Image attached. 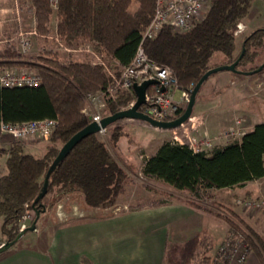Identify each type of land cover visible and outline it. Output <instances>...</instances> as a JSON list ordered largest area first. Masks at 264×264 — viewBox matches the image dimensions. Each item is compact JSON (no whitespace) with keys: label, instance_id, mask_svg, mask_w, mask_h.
<instances>
[{"label":"trees","instance_id":"16d2710c","mask_svg":"<svg viewBox=\"0 0 264 264\" xmlns=\"http://www.w3.org/2000/svg\"><path fill=\"white\" fill-rule=\"evenodd\" d=\"M156 2L58 0V8L54 10L50 0H31L30 8L41 34L50 33V22L56 11L58 37L68 44L89 43L98 54L116 60L118 66L124 68L138 51L143 32L154 16ZM254 2L210 0L201 22L185 32L165 27L155 38L144 40V51L152 63L170 67L179 88L185 90H192L209 69L234 62L243 47L246 50L237 67L244 71L254 70L258 67L259 49L264 48V27L240 39L235 35L238 23L249 16ZM133 5L136 6L134 10ZM218 53L221 61L215 60ZM12 65L37 67L42 83L15 87H4L0 83V124L56 118L58 126L51 139L62 145L91 122L83 111L88 95L106 91L113 84V77L105 67L94 61H64L50 51L49 55L34 62L26 59L12 44H7L0 51V66ZM135 98L133 89L118 91L107 98V112L120 111ZM182 111V108L178 110V116ZM119 128L115 126L112 130L114 145L125 135ZM62 145L49 144L41 157L26 152L21 142L13 143L8 149L0 147V155H8L6 171L0 175L2 233L9 237L8 240H13L20 232V221L28 209L37 212L47 207L45 198L49 194L58 200L77 192L87 206L105 208L113 205L123 192L127 173L107 143L95 133L82 139L66 154L50 173L47 193L33 205ZM143 173L188 192L190 204L213 211L209 205L217 204L211 201V189L242 186L264 177V122L210 151H195L188 144L166 140L145 159ZM165 203L166 200H161L147 206ZM142 207L145 205L132 209ZM228 221L240 230L239 223L231 218ZM246 237L251 239L249 233ZM190 246L194 250L190 257L196 258L193 264H208L211 236L204 234L196 245ZM258 256L264 264L263 253L259 252Z\"/></svg>","mask_w":264,"mask_h":264},{"label":"crops","instance_id":"0c3cea01","mask_svg":"<svg viewBox=\"0 0 264 264\" xmlns=\"http://www.w3.org/2000/svg\"><path fill=\"white\" fill-rule=\"evenodd\" d=\"M255 76L257 74L221 71L210 76L203 84L194 113L203 121L199 134L214 138V147L229 141L223 136L227 128L226 115L238 110V102L244 99L245 92L251 90V81ZM241 112L248 115L247 122L242 123L246 132L264 122V117L258 116L257 112ZM148 126L154 128L150 131V140L147 139L154 143L155 150L151 153L154 154L164 141L172 140L166 132H172L173 129H162L151 124ZM146 137L144 135V139ZM136 138L138 140L135 139V144H140L142 137ZM49 144L48 139H29L23 142L25 151L36 157L43 156ZM7 156L3 155L5 162ZM210 192L212 200L225 206L226 199L239 193L263 196L264 177L242 186L211 189ZM83 210L91 214L80 215L59 226H53L50 233H44L42 238L37 234L34 240H24V234L14 245L3 251L4 254L1 253L0 264H170L169 251L172 245L174 255L178 257L184 250L182 246L196 245L204 234L211 236V239L220 236L221 243L229 235L226 225L210 226L208 220L212 211L181 200L114 214L100 213V208L86 204ZM245 264L262 262L251 249Z\"/></svg>","mask_w":264,"mask_h":264},{"label":"rangeland","instance_id":"374dc122","mask_svg":"<svg viewBox=\"0 0 264 264\" xmlns=\"http://www.w3.org/2000/svg\"><path fill=\"white\" fill-rule=\"evenodd\" d=\"M50 1L51 4H58V0ZM30 7L31 0H0V51H2L7 44H12L20 52L21 45L19 40L20 37H22L20 36V34L24 33V37L32 40L30 51L26 54H22L26 57V59H31L32 61L36 62L40 60V57L49 55L51 51L57 53L58 57L64 61H94L95 57L90 52L81 51V45L79 43L74 42L72 44H68L59 37L63 41L62 43L76 50L66 51L64 50V48H61L59 41L56 39L58 37L56 30V11L52 15V20L50 22V33L41 34L40 32H38L36 29L34 13L33 11H31ZM57 8L54 7L53 9L57 10ZM135 8L136 6L133 5L132 10H134ZM208 9L209 5H207L205 10L203 11L202 18L205 16ZM246 22L247 28L241 35L237 36L238 39L255 31L260 27H264V0H255ZM34 30H36L37 32L29 34V32ZM259 51L260 54L256 62L258 66L264 62V48L259 49ZM219 55V53L216 55L215 60L221 61L222 58ZM102 57L106 62V65L110 67L111 71L114 72V74H120L122 68H120L114 60L107 59L104 56ZM30 67L32 69L38 70L37 67ZM256 74L257 76H255V78L251 81V90L248 91L249 93L245 92L246 95L243 96L244 99H240L238 102L237 109L239 111L235 110V112L233 111V114L226 115L228 119L226 122L227 128H225V131H228L231 127H243L242 123H244L245 121L247 122L248 117L247 114L246 117L244 113L241 112L243 110L257 112L258 116L264 117V72H259ZM117 92L118 91L116 89L113 90L114 95ZM180 95L181 91L176 90L175 98L177 100L180 99ZM187 103L188 102L186 101L180 103L179 108H182L184 111ZM85 107H87L89 113L97 112L104 116L109 114V112H107L106 106H98V104L89 105L87 102ZM192 116H195L194 112ZM148 124L150 125V123H147L140 119H122L108 126L107 130L104 133H98L99 137L107 143L108 147L124 167L127 173L123 192L118 195L113 205L105 208H100V210H98L100 211V213H119L126 210H132L133 206H147L153 202L161 200H166L168 203L173 200L188 202L189 199H191L188 192L177 190L171 185L162 182L161 180L152 179L144 175L142 167L145 159L147 158L146 155H153L151 153H153L155 150V146L153 145L154 143H150L148 141L151 138L149 137V134L151 133L150 131H153L154 128L148 126ZM115 126H119L120 131L125 134L119 139L117 145H114L111 139L112 130ZM167 131L168 132H166V135H168V137L172 139L171 130ZM144 135L147 136L145 139ZM136 137H142V141H140V144H135V139L138 140V138ZM48 140H50V144L56 143L59 146L62 145L60 141L53 142L51 137H49ZM15 142L18 141H15L14 138L10 135L0 133V147L8 149ZM4 164H6L5 158L3 157V155H0V175L4 171H6V167L4 166ZM255 197H264V195L256 196L239 193L230 197L229 200L226 199L225 203L227 205L225 206L221 204L219 205L218 202L212 200L211 196V201L213 203L216 202L217 206L209 205L214 210H209L212 211L213 214L209 216L210 220L208 221H210L209 224L211 227L214 225L221 227L223 225H226V232L229 233L226 240L236 239L235 241H239L240 245H246L248 247L249 253L252 249L258 255L259 252H261L264 256V211L256 209H244L242 205L238 204L237 202V200L241 198ZM45 202L47 203V207L40 211V216L36 221V229L27 231L23 238L24 240H34L37 234L42 238L44 233L45 235L50 233L51 227L53 228V226H59L67 220L69 221L80 217V215L84 216L91 214L90 212H86L83 210V198L82 195L77 192L66 195L65 197L58 200H55V197L52 194H49L45 198ZM36 217L37 212L34 209H28L24 218L20 221V231L24 228L29 227L36 219ZM229 218L240 224L241 231L235 229V227H233L232 225H229ZM2 224L3 217L0 216V246L9 241V237L2 233ZM247 233L251 235V239H248L246 237ZM222 243L220 236L212 240L213 249L212 251L210 250L211 252L209 251L208 255H210V258L208 264H212L213 258H215V255L219 250V245H222ZM261 245L263 247H261ZM184 246L189 247L190 249L188 248L189 250H183L182 252H180L178 257L174 255L173 245L170 246V264L194 263L196 258L190 257V253L194 251L193 247L191 248V246L187 244H185ZM214 250H216L215 253ZM1 253L4 254L3 252ZM1 253L0 257L2 255Z\"/></svg>","mask_w":264,"mask_h":264},{"label":"built area","instance_id":"2783aa9c","mask_svg":"<svg viewBox=\"0 0 264 264\" xmlns=\"http://www.w3.org/2000/svg\"><path fill=\"white\" fill-rule=\"evenodd\" d=\"M57 8V3L51 4ZM210 6V0H157L154 16L143 32L142 42L131 63L122 68L120 74L111 71L106 65L103 57L98 54L89 43L80 44L81 51L90 52L94 57V62L103 65L106 71L113 77V84L106 91L91 93L87 97L89 105L98 104L106 106L108 97H113V90H132L135 83H142L147 79H157L159 83L152 84L147 89L146 102L141 110L157 120H172L178 116L179 104L188 102L191 90L181 89L173 70L170 67L152 63L143 47V42L147 38H155L165 27H171L174 31L185 32L201 22L202 13ZM247 25L245 21H240L235 30V35H241ZM31 31L29 34L36 33ZM20 34L21 53L30 51L32 40ZM61 48L66 51L76 50L56 38ZM116 63L117 61L114 60ZM0 83L4 87L15 86H38L42 83V76L39 70L30 66H0ZM162 87L164 89H162ZM176 90L181 91L180 99L175 98ZM134 104L132 101L128 107ZM91 121L100 122L104 115L92 112L89 113L87 107L83 110ZM139 120L127 118L123 120ZM240 123V122H239ZM203 124L201 117L192 116L185 123L172 130V140L181 144H188L195 151H210L214 147V138L208 135H200L199 128ZM58 126L56 118H43L28 120L23 122H1L0 133L10 135L15 141L25 142L29 139H48L52 136ZM106 129L98 133H104ZM246 131L243 127H231L223 132V136L228 139L241 137ZM244 209H256L264 211V197L241 198L237 200ZM236 239H227L220 245L212 264H245L249 250L246 245H240Z\"/></svg>","mask_w":264,"mask_h":264},{"label":"water","instance_id":"95a60500","mask_svg":"<svg viewBox=\"0 0 264 264\" xmlns=\"http://www.w3.org/2000/svg\"><path fill=\"white\" fill-rule=\"evenodd\" d=\"M246 48L243 47L241 54L239 55L238 59H236L234 62L230 64H223L219 65L216 67H213L209 69L202 77L199 79L197 84L192 88L191 94L189 101L184 109V111L177 116L176 118L172 120H157L150 115L142 112L140 110V107L145 104L146 102V93L147 89L150 85L159 83L157 79H147L144 80L142 83H135L133 86V89L136 94V102L135 104L128 108V109H123L120 111H117L113 114H108L104 116L100 122L97 121H91L87 126L76 132L67 142H65L58 155L56 156L55 160L51 164L47 175L45 176L44 180V186L38 197L35 199L33 205H35L39 200H41L45 194L47 193V188H48V182H49V176L50 173L56 168V166L60 163V161L66 156V154L77 144L79 143L82 139L85 137L98 133L102 129H106L108 126L112 125L113 123L117 122L120 119L123 118H135V119H140L143 120L147 123H150L151 125L162 128V129H172L180 126L182 123H185L192 115L194 111V106L196 103V99L198 96V93L200 89L202 88L203 84L205 81L213 74L218 73L220 71H232L236 73H242V74H256L261 72L264 69V62L261 63L256 69L250 70V71H244L241 69H238V63L240 62L241 58L243 57L245 53ZM162 89H164L162 87ZM40 216V211H37V217L34 220V222L27 228L22 229L18 235L13 239L5 242L0 246V253L9 249L12 245H14L27 231L29 230H35L36 229V221L38 217Z\"/></svg>","mask_w":264,"mask_h":264},{"label":"bare ground","instance_id":"6f19581e","mask_svg":"<svg viewBox=\"0 0 264 264\" xmlns=\"http://www.w3.org/2000/svg\"><path fill=\"white\" fill-rule=\"evenodd\" d=\"M211 76H212V75H211ZM207 80H208V79H207ZM207 80H206V81H207ZM148 88H149V87H148ZM133 90H134V89H133ZM96 93H97V92H96ZM198 94H199V93H198ZM136 99H137V98H135V99L133 100V101H134V104H135V102H136ZM134 104H133V105H134ZM133 105H132V106H133ZM143 105H144V104H143ZM143 105H142V106H143ZM132 106H131V107H132ZM142 106L140 107V110H141ZM128 108H130V107L127 106V107H124L123 109H128ZM123 109H121V110H123ZM141 111H142V110H141ZM142 112H143V111H142ZM193 112H194V111H193ZM192 114H193V113H192ZM191 116H192V115H191ZM123 119H127V118H123ZM132 119H135V118H132ZM120 120H122V119H120ZM118 121H119V120H118ZM176 128H177V127H176ZM172 129H175V128H172Z\"/></svg>","mask_w":264,"mask_h":264}]
</instances>
